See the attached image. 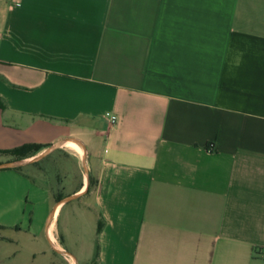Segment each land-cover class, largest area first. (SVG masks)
<instances>
[{
    "label": "crops",
    "instance_id": "obj_1",
    "mask_svg": "<svg viewBox=\"0 0 264 264\" xmlns=\"http://www.w3.org/2000/svg\"><path fill=\"white\" fill-rule=\"evenodd\" d=\"M0 103V264H264V0H0Z\"/></svg>",
    "mask_w": 264,
    "mask_h": 264
},
{
    "label": "rangeland",
    "instance_id": "obj_2",
    "mask_svg": "<svg viewBox=\"0 0 264 264\" xmlns=\"http://www.w3.org/2000/svg\"><path fill=\"white\" fill-rule=\"evenodd\" d=\"M44 153V150H40L37 152H31L30 155L28 157H26V161L31 162V161H35L34 158L37 157L38 155H40ZM18 156L15 155L12 152H5V153H0V164H4L6 162H9L11 160L16 159ZM59 157L61 158V163L63 165V170L61 171V168L59 165H56V163L54 164V167L57 169L58 171V178H62L64 176V174L66 172L71 173L72 175H74V182H78L79 180V166L78 163L72 159L71 157H75V155L68 153V152H63L61 154H59ZM66 169V170H64ZM72 206V202L69 203L67 205V207H71Z\"/></svg>",
    "mask_w": 264,
    "mask_h": 264
},
{
    "label": "trees",
    "instance_id": "obj_3",
    "mask_svg": "<svg viewBox=\"0 0 264 264\" xmlns=\"http://www.w3.org/2000/svg\"><path fill=\"white\" fill-rule=\"evenodd\" d=\"M2 104L0 103V106ZM40 148H42L41 145L38 144H25V145H21L19 147L4 151V152H12L15 155H17L18 159L21 158H25L28 157L30 155L31 152H37L38 150H40Z\"/></svg>",
    "mask_w": 264,
    "mask_h": 264
},
{
    "label": "built area",
    "instance_id": "obj_4",
    "mask_svg": "<svg viewBox=\"0 0 264 264\" xmlns=\"http://www.w3.org/2000/svg\"><path fill=\"white\" fill-rule=\"evenodd\" d=\"M105 118H106V120L108 121L109 124H113L116 121V115L113 114V113L106 112L105 113ZM259 253L261 255H264V248H262L261 250H259Z\"/></svg>",
    "mask_w": 264,
    "mask_h": 264
},
{
    "label": "bare ground",
    "instance_id": "obj_5",
    "mask_svg": "<svg viewBox=\"0 0 264 264\" xmlns=\"http://www.w3.org/2000/svg\"><path fill=\"white\" fill-rule=\"evenodd\" d=\"M74 147H77L75 144H72Z\"/></svg>",
    "mask_w": 264,
    "mask_h": 264
}]
</instances>
